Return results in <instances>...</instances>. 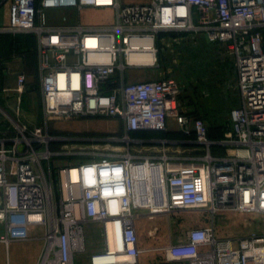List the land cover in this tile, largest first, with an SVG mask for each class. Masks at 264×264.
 Masks as SVG:
<instances>
[{"label": "built area", "instance_id": "built-area-1", "mask_svg": "<svg viewBox=\"0 0 264 264\" xmlns=\"http://www.w3.org/2000/svg\"><path fill=\"white\" fill-rule=\"evenodd\" d=\"M4 4L10 22L0 32L38 39L44 121L33 128L14 121V131L0 133V242L41 237L38 264H75L87 253L86 227L96 224L104 250L92 252L89 264H139V219L166 216L169 222L195 211L204 224L160 249L168 263L264 264V232L220 234L226 214L264 217V0H0ZM86 8L112 10L114 21L86 25ZM66 9L76 11V20H49V12ZM163 33L189 44L204 35L217 45L220 61H232L240 104L222 138L211 139L205 120L184 112L187 88L174 76L138 80L133 74L158 67ZM26 81L20 74L14 92L23 94ZM87 118L117 120L124 137L115 140L128 147L84 153L51 129ZM170 118L193 137L199 155L170 151L162 140L148 155L131 150L130 142L142 143L133 133L168 132ZM77 155L82 158L73 159ZM121 254L129 260L119 261Z\"/></svg>", "mask_w": 264, "mask_h": 264}, {"label": "crops", "instance_id": "crops-1", "mask_svg": "<svg viewBox=\"0 0 264 264\" xmlns=\"http://www.w3.org/2000/svg\"><path fill=\"white\" fill-rule=\"evenodd\" d=\"M124 1V0H123ZM149 1V0H148ZM148 1L137 2L145 3ZM126 2V1H124ZM129 3V2H127ZM100 16L103 20H86L83 17ZM62 16H67L70 20H76L77 13L72 9L56 10L48 13L49 20L56 22ZM7 20L0 23V27L9 25V5L7 10ZM81 21L86 25H104L114 21L112 10L86 8L81 13ZM162 42L159 44L160 54L170 55L174 50H186L190 56V63L184 70V85L187 88L186 98L183 100V110L189 116L202 117L211 128L221 127V131L228 129L231 111L240 104V93L237 88L236 71L232 61L219 60L217 45L211 42L208 37L201 35L191 44L184 42L181 35L177 33L161 34ZM190 46V47H188ZM163 56V55H162ZM149 72L135 75L138 80H147L151 77L162 75L148 70ZM24 74L27 77L26 87L23 94H17L14 90L18 86V76ZM174 76L180 82L183 78L179 74L166 75ZM41 74L39 69L38 39L33 34H14L11 32H0V133L14 131V121L22 125L36 127L43 123V94ZM168 132H181L180 126L174 118L168 120ZM182 133V132H181ZM185 135L184 133H182ZM214 135L216 133L214 132ZM222 135V134H221ZM189 138L188 147H198ZM200 154V153H199ZM195 154L192 156H196ZM195 211H185L179 214H191ZM201 216L200 213L195 212ZM202 219V216H201ZM191 219L189 223L176 222L169 223L171 233L181 231L184 233L194 227L203 225L202 220ZM33 235H41V231L33 229ZM180 233V232H179ZM4 234V226L0 224V236ZM38 235V236H39ZM182 236H174L168 240L167 244L176 243ZM180 239V240H179ZM44 240L33 238L28 241L11 242L9 245L0 242V252H7V258L0 261V264H38L44 250ZM144 252L139 264H154L157 259V250L147 249L141 243ZM19 249L23 256L16 260L12 259L11 250ZM160 252V251H158ZM147 253L149 254V258ZM157 264H172L165 260ZM76 264V262H75ZM80 264H89V260Z\"/></svg>", "mask_w": 264, "mask_h": 264}, {"label": "rangeland", "instance_id": "rangeland-1", "mask_svg": "<svg viewBox=\"0 0 264 264\" xmlns=\"http://www.w3.org/2000/svg\"><path fill=\"white\" fill-rule=\"evenodd\" d=\"M129 3H137L148 0H124ZM8 5L4 4L0 6V23H5L7 20ZM86 20L98 21L103 20L100 16L83 17ZM189 51L186 50H174L168 53V56H164L162 53L158 56V67L154 69L155 73L162 75H174L179 74L181 78H185L184 70L190 64V56L187 55ZM153 71V70H150ZM149 72L148 70L134 71L133 74H140ZM184 78L181 83H184ZM53 132L59 136L70 137V141L67 143L68 147L76 148V151H82L84 153H92L95 148L101 147H128L126 142L116 141L115 139H123V126L115 119H79L67 122H56L51 125ZM133 140L142 141V143L130 142V148L132 151H140L143 155H148L158 151L162 147V141H168L167 145L170 151H180L184 156H192L201 153L197 147H188L189 138L187 135L178 133H145L136 137L131 136ZM159 140V141H158ZM176 144V145H172ZM63 146V145H61ZM81 156H75L73 159L80 160ZM57 178V177H56ZM58 181V180H56ZM58 190V186H57ZM225 220L228 222V226L220 233L222 237H240L247 236L253 232H264V217L260 215H240V214H226ZM200 220L201 216L195 212L191 214H174L171 216L169 222L166 216H159L154 220H149L147 217H143L138 220L137 225L140 231L141 243L144 247L151 250H157L155 256L157 259L154 264L164 260L162 251L160 249L165 245H168V240L174 236H182L181 231H170L169 223L172 225L176 222L189 223V220ZM180 232V233H179ZM183 237V236H182ZM86 240H87V253L80 257H76V264L83 263L89 259L92 252H102L104 250V241L101 228L96 224H90L86 227ZM180 240V239H179ZM160 251V252H158ZM23 252L19 249L11 250L10 255L12 259L16 260L23 256ZM150 253H147L148 257ZM8 253L5 255L0 252V261L7 258ZM172 264H186V263H172Z\"/></svg>", "mask_w": 264, "mask_h": 264}, {"label": "trees", "instance_id": "trees-1", "mask_svg": "<svg viewBox=\"0 0 264 264\" xmlns=\"http://www.w3.org/2000/svg\"><path fill=\"white\" fill-rule=\"evenodd\" d=\"M168 133V132H157V131H143V132H138V133H133L132 136L133 137H136L140 134H145V133ZM214 132L216 133V135H214ZM182 134V133H181ZM222 134V135H221ZM183 135V134H182ZM209 135H210V138L213 139V140H217V139H220L223 137L224 135V131L222 130L221 131V127H216V128H213L211 127L210 128V132H209ZM185 136V135H184ZM188 137V136H187ZM188 138H193V137H188Z\"/></svg>", "mask_w": 264, "mask_h": 264}, {"label": "bare ground", "instance_id": "bare-ground-1", "mask_svg": "<svg viewBox=\"0 0 264 264\" xmlns=\"http://www.w3.org/2000/svg\"><path fill=\"white\" fill-rule=\"evenodd\" d=\"M72 175H73V177H76V171L75 170L72 172ZM110 243H111L112 249H115V239H114V234L112 231L110 233ZM117 259H119V261H128L129 260V258L125 254L119 255V257H117Z\"/></svg>", "mask_w": 264, "mask_h": 264}]
</instances>
